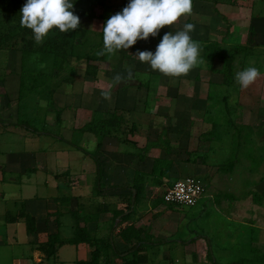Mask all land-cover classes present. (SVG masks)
<instances>
[{"label":"rangeland","instance_id":"obj_1","mask_svg":"<svg viewBox=\"0 0 264 264\" xmlns=\"http://www.w3.org/2000/svg\"><path fill=\"white\" fill-rule=\"evenodd\" d=\"M15 2L0 4V148L13 150L6 157L0 154L1 163L12 170L3 171L6 177L20 181V167L28 165L38 176L47 170L68 182L76 180L74 169L90 166L93 183L95 154L103 169L100 186L108 190L129 192L141 174L146 194L159 202L146 216L163 229L165 210H185L163 199L174 181L187 175L208 179L203 173L211 164L227 167L233 160L235 199L251 191L255 201H264V189L257 190L264 181V0H192L191 14L164 26L158 36L105 54H100L102 27L128 0H76L79 28L54 29L41 44L20 24L26 0ZM186 23L195 25L191 35L201 45L197 67L172 77L139 60L138 50L155 51L164 33ZM214 46L225 58L213 53ZM89 65L97 66L96 75L87 73ZM249 66L260 74L241 88L235 73ZM103 90L110 92L108 98ZM162 157L165 166L172 160L177 169L168 177L157 171L150 176L152 166L158 168L154 160ZM11 189L12 195L19 192L14 185ZM251 222L264 239V215ZM24 238L0 242V264H23ZM70 250L63 246L60 260L51 257L50 264H72ZM66 255L69 260L63 262Z\"/></svg>","mask_w":264,"mask_h":264},{"label":"crops","instance_id":"obj_2","mask_svg":"<svg viewBox=\"0 0 264 264\" xmlns=\"http://www.w3.org/2000/svg\"><path fill=\"white\" fill-rule=\"evenodd\" d=\"M63 140L69 142L66 138ZM12 151L0 148V154L5 157ZM158 159L154 160L158 168L152 166L150 176L155 177L157 171L168 177L170 170L177 169L172 160L165 166L166 160L162 157L159 162ZM1 160L3 158H0V242L13 238L19 243L25 235L22 243L28 248L20 263L50 264L51 257L39 246L47 242L52 233L73 237L77 220L87 219L90 234L100 250L98 264H264V239L256 232L259 225L251 222L258 215H264V201H255L251 191L250 195L243 193L235 199L238 197L233 190V160L227 167L215 168L211 164L209 172L204 170V177H208L203 178L207 186L204 197L196 206L172 205L185 209L183 211L165 210L163 218L160 217L166 223L163 229L155 226L153 216H146L159 205L155 195L148 191L146 194L144 189L140 194L136 191L131 194L130 190L111 191L102 185L103 189L99 190L95 184L97 166L93 183L90 166L72 169L76 180L66 182L61 177L48 175L47 170L38 176L37 171H29L28 165H22L23 175L18 181L10 176L12 170ZM3 171L10 174L6 177ZM13 185L20 187L16 195H12ZM40 187L45 189L43 194ZM121 210L126 213L124 217L117 216ZM29 217L32 220L29 221ZM65 245L73 248L70 250L72 264H88L92 259L95 246L87 242L61 245L52 257L60 260ZM114 247L119 252L133 248L136 251L121 256ZM70 255L62 261H68Z\"/></svg>","mask_w":264,"mask_h":264},{"label":"clouds","instance_id":"obj_3","mask_svg":"<svg viewBox=\"0 0 264 264\" xmlns=\"http://www.w3.org/2000/svg\"><path fill=\"white\" fill-rule=\"evenodd\" d=\"M75 2L26 0L20 10V24L32 30L36 44L43 43L54 29L72 32L80 26V17L74 11ZM191 12L192 0H128L121 11L104 23L100 54L127 50L138 40L158 36L164 26L174 25L181 16ZM194 30L193 23H186L179 30L164 33L155 51L138 50L136 54L153 71L172 77L186 75L201 63V45L191 35ZM259 74L257 67L249 66L237 71L235 80L241 88H247ZM102 95L108 98L110 92L103 90Z\"/></svg>","mask_w":264,"mask_h":264},{"label":"trees","instance_id":"obj_4","mask_svg":"<svg viewBox=\"0 0 264 264\" xmlns=\"http://www.w3.org/2000/svg\"><path fill=\"white\" fill-rule=\"evenodd\" d=\"M10 2L13 3V2H15V0H0V4L1 3H10ZM243 49L244 48H242V50ZM214 50L215 51L213 53L215 55H218L220 57L225 58V55L223 54V51L221 50V48L219 46H214ZM242 50L237 48L236 51H239L241 53ZM205 54L210 55L211 52H208L207 50H205ZM234 57L235 56H233V58ZM231 61L232 60H230V62ZM87 73H89L91 75H96L97 74V66L96 65H89L88 69H87ZM16 125L22 126L23 124L16 123ZM32 131L37 133V134H48L49 133V132H45V131H41V130H35V131L32 130ZM69 142L72 143V145L77 147L78 149L84 151L85 153L90 154V152L87 150V148H85L79 144H75L71 141H69ZM93 156H94V159L97 163V188L99 190H102L103 188L100 186V182L102 179V170H103L102 164L95 154ZM143 188H144V183L141 180V175L137 174L136 183L131 187L130 192H131V194H134V192L136 191L138 194H140V193H143ZM132 206H133V204H132ZM125 215H126V213L124 210H121L117 213V216L124 217ZM30 220H32L31 217H29V221ZM82 242H87V243L91 244L92 246H95V249L92 252V259L88 262V264H98V260H99V256H100V250H99V248L96 247V243L93 241V238L90 234L87 219L77 220L76 225H75V235L73 237L66 238V237H62L59 233H52L49 235L48 241L45 242L44 244H41L39 246V248L42 250L43 253H45L46 256L52 257V256H55L57 254L59 246L64 245V244H78V243H82ZM139 243H142V242L140 241ZM140 246H141V244H140ZM114 250L119 252L116 247H114ZM135 251H136V249L133 248L127 252H119V254L121 256H123V254L127 255L128 253H134Z\"/></svg>","mask_w":264,"mask_h":264},{"label":"built area","instance_id":"obj_5","mask_svg":"<svg viewBox=\"0 0 264 264\" xmlns=\"http://www.w3.org/2000/svg\"><path fill=\"white\" fill-rule=\"evenodd\" d=\"M206 191V183L201 177L187 175L174 182L163 198L167 204L190 207L199 204Z\"/></svg>","mask_w":264,"mask_h":264},{"label":"water","instance_id":"obj_6","mask_svg":"<svg viewBox=\"0 0 264 264\" xmlns=\"http://www.w3.org/2000/svg\"><path fill=\"white\" fill-rule=\"evenodd\" d=\"M264 189V181L261 182L258 186H257V190H262Z\"/></svg>","mask_w":264,"mask_h":264}]
</instances>
